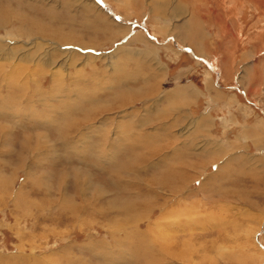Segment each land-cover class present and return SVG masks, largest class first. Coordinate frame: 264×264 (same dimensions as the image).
<instances>
[{
  "label": "rangeland",
  "instance_id": "374dc122",
  "mask_svg": "<svg viewBox=\"0 0 264 264\" xmlns=\"http://www.w3.org/2000/svg\"><path fill=\"white\" fill-rule=\"evenodd\" d=\"M0 264H264V0H0Z\"/></svg>",
  "mask_w": 264,
  "mask_h": 264
},
{
  "label": "crops",
  "instance_id": "0c3cea01",
  "mask_svg": "<svg viewBox=\"0 0 264 264\" xmlns=\"http://www.w3.org/2000/svg\"><path fill=\"white\" fill-rule=\"evenodd\" d=\"M206 82V84H204V87H205V92L207 93L208 92V96L211 98H214V97H221V96H223V94L222 93H220V92H215L214 90H213V88L211 87V86H209V84H207V82L209 83V81H205ZM212 93H214V94H212Z\"/></svg>",
  "mask_w": 264,
  "mask_h": 264
},
{
  "label": "bare ground",
  "instance_id": "6f19581e",
  "mask_svg": "<svg viewBox=\"0 0 264 264\" xmlns=\"http://www.w3.org/2000/svg\"><path fill=\"white\" fill-rule=\"evenodd\" d=\"M134 204V203H133Z\"/></svg>",
  "mask_w": 264,
  "mask_h": 264
}]
</instances>
